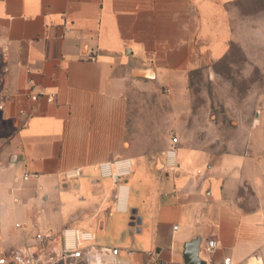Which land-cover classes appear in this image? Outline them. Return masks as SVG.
<instances>
[{"label":"crops","instance_id":"0c3cea01","mask_svg":"<svg viewBox=\"0 0 264 264\" xmlns=\"http://www.w3.org/2000/svg\"><path fill=\"white\" fill-rule=\"evenodd\" d=\"M258 17L257 0H0L2 246L74 227L93 233L95 250L67 264H185L194 237L206 264H264V103L216 156L178 143L171 166V137L158 153L127 137L131 86L186 108L190 73L234 45L264 64ZM121 159L127 177L100 176V163Z\"/></svg>","mask_w":264,"mask_h":264},{"label":"rangeland","instance_id":"374dc122","mask_svg":"<svg viewBox=\"0 0 264 264\" xmlns=\"http://www.w3.org/2000/svg\"><path fill=\"white\" fill-rule=\"evenodd\" d=\"M263 5L264 0H259L258 6ZM238 32L246 41L255 35L248 23ZM255 38L259 42L264 39L261 17ZM243 50L234 45L229 57L211 60L189 75V99L187 92L184 97L178 92V101L189 103L186 108L174 107L164 90L131 86L127 137L154 153L166 148L172 136L178 138L180 147L202 149L215 156L226 151L239 119L254 117L256 111L260 114L264 103V64L245 58Z\"/></svg>","mask_w":264,"mask_h":264},{"label":"built area","instance_id":"2783aa9c","mask_svg":"<svg viewBox=\"0 0 264 264\" xmlns=\"http://www.w3.org/2000/svg\"><path fill=\"white\" fill-rule=\"evenodd\" d=\"M3 93H6L4 90ZM0 94V112L4 107ZM33 99L37 96L33 95ZM179 140L176 136L171 137V144L165 151L167 162L171 166L176 165L177 145ZM101 177L112 178L120 181L131 173L129 159L102 162L98 165ZM80 170L75 169L65 173V178L77 177ZM176 228V226L174 227ZM93 233L74 227H66L59 233L51 231L38 232L34 235V243L23 245L18 248H4L0 238V264H67V262L93 260ZM217 240H207L204 248L206 252H212L217 247ZM102 253L103 251L100 250ZM112 255H117L118 248L110 250ZM221 264H232L230 257H224Z\"/></svg>","mask_w":264,"mask_h":264},{"label":"water","instance_id":"95a60500","mask_svg":"<svg viewBox=\"0 0 264 264\" xmlns=\"http://www.w3.org/2000/svg\"><path fill=\"white\" fill-rule=\"evenodd\" d=\"M145 71H149V69ZM134 73L139 76L150 77L145 75V73L140 70H135ZM199 245V237H194L189 242L184 244L183 248L181 249V254L185 264H206V262H204L199 256Z\"/></svg>","mask_w":264,"mask_h":264},{"label":"bare ground","instance_id":"6f19581e","mask_svg":"<svg viewBox=\"0 0 264 264\" xmlns=\"http://www.w3.org/2000/svg\"><path fill=\"white\" fill-rule=\"evenodd\" d=\"M143 73H145V75L152 76L150 71H143Z\"/></svg>","mask_w":264,"mask_h":264},{"label":"trees","instance_id":"16d2710c","mask_svg":"<svg viewBox=\"0 0 264 264\" xmlns=\"http://www.w3.org/2000/svg\"><path fill=\"white\" fill-rule=\"evenodd\" d=\"M257 1H258V3H259V0H257ZM193 71H194V70H193ZM193 71H192V72H193ZM192 72H191V73H192ZM191 73H190V74H191Z\"/></svg>","mask_w":264,"mask_h":264}]
</instances>
